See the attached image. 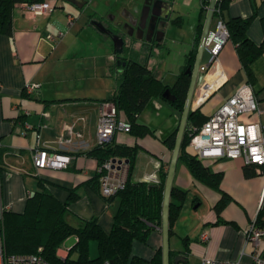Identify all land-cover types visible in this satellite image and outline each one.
Masks as SVG:
<instances>
[{
  "label": "crops",
  "instance_id": "obj_1",
  "mask_svg": "<svg viewBox=\"0 0 264 264\" xmlns=\"http://www.w3.org/2000/svg\"><path fill=\"white\" fill-rule=\"evenodd\" d=\"M167 9L170 4V24L162 39L175 38L181 42L189 33V49L193 44L202 0H163ZM62 7L50 13L25 12L20 4L12 11L13 32L11 36L0 33V226L2 211L22 212L26 200L37 188V179L47 180V188L61 201L76 188L77 199L68 206L67 219L80 221L96 217L107 231L112 215L109 204L90 184L97 172V160L87 152L97 144L96 126L100 99L110 95H77V65L63 64L75 40L73 24ZM57 8V9H56ZM205 13L203 15L204 20ZM252 17L247 28L248 37L257 44L264 42V0H228L222 17ZM220 16L212 17L210 29L215 27ZM202 20V23H203ZM190 22V24H189ZM65 26L68 29L64 36ZM62 31L60 39L52 42L49 35ZM172 32L175 34L172 38ZM64 36V37H63ZM105 43V42H104ZM72 59V58H71ZM219 68L224 74L221 85L199 106L207 117L247 75L238 59L235 45L228 40L218 54ZM105 69L115 67L112 52L105 51ZM253 74L251 84L258 102V111L245 113V121L264 123V51L250 65ZM116 69V68H114ZM112 69L111 71H113ZM163 80L161 69L156 70ZM178 74V73H177ZM26 82L37 83L31 92L24 90ZM171 84V83H167ZM107 84L105 92H107ZM108 94V93H107ZM194 100L193 106H197ZM138 122L148 125L153 134L135 137L130 132L117 131L113 142L140 146L129 178L131 181H147L151 174L158 176L159 168L169 162L171 152L163 139L179 121L176 111L161 99L150 100L140 112ZM27 125L29 127H27ZM71 126L72 134L65 128ZM80 133V136H76ZM48 152L70 156L66 167L36 169L31 153L36 146V135ZM72 137L71 143L59 144L58 138ZM203 164L213 172H222L220 189L229 195V200L216 210L221 198L219 190L196 180L185 163L177 160L173 186L185 190L179 207L174 210L169 235V248L184 256L187 264H200L203 257L236 264H253L252 246L246 240L244 230L256 219L264 205V171L250 166V175H245L242 158L222 157L203 159ZM177 204L178 201L174 200ZM147 243L138 245L132 254L150 258L161 246L160 228L153 229ZM264 244V238H262ZM62 258L64 247L57 250ZM264 255V253H262Z\"/></svg>",
  "mask_w": 264,
  "mask_h": 264
},
{
  "label": "trees",
  "instance_id": "obj_2",
  "mask_svg": "<svg viewBox=\"0 0 264 264\" xmlns=\"http://www.w3.org/2000/svg\"><path fill=\"white\" fill-rule=\"evenodd\" d=\"M40 1L43 0H0V33L7 36L12 35V11L16 4ZM227 3L228 0L216 1L213 18L218 15L225 22L229 30L228 40L235 45L240 64L247 75V82H250L253 77L250 65L264 51V42L257 44L248 37L247 28L251 16L229 17L226 20L222 17V10ZM207 4L208 0H202L193 44L184 55L183 63L173 83H164L158 77L154 67L135 58H122L125 63L121 62L116 66V87L110 96L100 99V102H112L117 108V116L129 124L127 132L135 137L153 134V130L148 125L137 120L140 112L152 99L167 102L180 117L190 79V75L185 70L193 63L202 29V17ZM167 87L174 95L173 100H167L162 96ZM206 118L199 107L189 111L178 161L185 163L196 180L220 191L221 198L216 205L218 211L229 200V195L221 191L219 186L222 172L211 171L187 147L195 129L199 128ZM176 130L177 125L163 139L170 152L173 148ZM139 148L138 144L115 143L112 139L104 144H96L87 152L97 160V167L107 159H128L125 186L115 194L106 196L100 192L98 168L89 181L107 203H110L114 197L118 199L109 231L102 228L96 217L82 220L76 226L72 225L67 219V213L69 204L79 196L76 188L70 189L66 199L61 201L47 188L45 182L47 180L38 178V188L28 196L22 212L2 211L0 234L3 238L5 252L8 254L39 253L50 264H95L106 259L112 261L113 264H162L161 247L156 249L150 258H144L131 252L134 240H145L153 229L160 227L164 180L168 166L167 162L159 168L158 183L131 181L129 175ZM250 166L252 165L245 164L244 173L247 176L251 174ZM184 193L185 190L172 186L169 205V235L174 210L179 207ZM174 200L178 203L176 204ZM255 220L256 224L264 226V205L261 206ZM71 236L74 237L75 242L67 247V254L62 258L57 250ZM91 241H95L97 245L95 257H90L89 254ZM73 249L77 250L76 259L70 257ZM176 255V251L170 250V264H176L173 262Z\"/></svg>",
  "mask_w": 264,
  "mask_h": 264
},
{
  "label": "built area",
  "instance_id": "obj_3",
  "mask_svg": "<svg viewBox=\"0 0 264 264\" xmlns=\"http://www.w3.org/2000/svg\"><path fill=\"white\" fill-rule=\"evenodd\" d=\"M20 6L25 12L50 13L57 6L56 0H43L40 2H22ZM74 17L67 15L68 23ZM63 35L62 31L55 35H49L50 41L54 42ZM229 39V30L225 22L218 18L215 27L209 30L205 45L212 53L210 62L199 66L198 80L194 90L192 103L198 100L199 107L223 82L224 74L219 68L218 54L223 45ZM0 82V88H1ZM37 83L26 82L24 90L31 92L37 87ZM258 102L254 96L251 84L247 81L241 83L236 89L223 100V102L207 116L201 126L195 129L187 147L203 159H218L222 157L242 158L244 164L255 166L256 169L264 171V123L245 121L242 115L258 111ZM27 127H29L27 125ZM65 128L71 135V126ZM117 131H129V124L117 116L116 106L109 101L99 104V114L96 126L97 144L110 142ZM80 136V133H76ZM59 144L71 143L72 137L58 138ZM32 161L36 169L51 167L62 168L69 163L70 156L63 153L48 152L41 144L40 135H36V146L31 153ZM99 189L103 195L115 194L124 188L126 183L128 165L122 159L121 162H112V159L105 160L99 165ZM147 182L158 183V176L151 174ZM246 240L252 246L250 256L253 264H264V226L256 224L253 220L244 230ZM67 252L68 248L64 247ZM0 264H50L39 253H17L8 254L5 252L3 238L0 234ZM95 264H113L106 259ZM176 264H187L179 261ZM200 264H236L231 261H217L213 258L203 257Z\"/></svg>",
  "mask_w": 264,
  "mask_h": 264
},
{
  "label": "rangeland",
  "instance_id": "obj_4",
  "mask_svg": "<svg viewBox=\"0 0 264 264\" xmlns=\"http://www.w3.org/2000/svg\"><path fill=\"white\" fill-rule=\"evenodd\" d=\"M123 0H89L83 8L75 7L64 0H58L62 5L59 9L62 10V15L69 13L74 17L72 22L73 35H70V40H75L74 46H71L63 64L73 62L77 65V76L82 79L76 80L77 95H97L101 97L103 94L110 95L116 87V64L113 71L105 69L102 61H104L105 51L108 48L109 53L112 51V38L110 35H102L97 33L90 25V19L94 18L97 11H106L110 5L120 6ZM57 7V6H56ZM57 9V8H56ZM190 24V22H189ZM64 36L68 29L65 26ZM162 30H160L161 33ZM181 42H176L174 33L172 32L173 40L169 39H155L149 41L147 39H136L130 49L121 52L122 56L128 58H135L140 62H145L149 66L154 67L155 70L161 69L164 83H173L179 67L183 62L184 54L189 49V33L185 32ZM63 36V37H64ZM105 42V43H104ZM72 58V59H71ZM107 84V92H105V85ZM108 93V94H107ZM116 202L109 204V212L114 210ZM116 210V209H115ZM72 225H77L72 218L70 220ZM112 224V222H111ZM109 226V229L111 227ZM160 228V227H158ZM109 229L107 231H109ZM74 237L67 238L62 247L71 246L75 241ZM148 238L145 240H134L131 247V252L137 249V246L145 245ZM90 257L97 255V245L95 241L89 243ZM70 257L77 258V250L73 249Z\"/></svg>",
  "mask_w": 264,
  "mask_h": 264
},
{
  "label": "water",
  "instance_id": "obj_5",
  "mask_svg": "<svg viewBox=\"0 0 264 264\" xmlns=\"http://www.w3.org/2000/svg\"><path fill=\"white\" fill-rule=\"evenodd\" d=\"M73 2L74 0H68ZM217 0H208V4L206 6L205 16L202 23V29L199 37V41L196 47L195 56L193 63L191 65H188L185 72L190 75L189 84L186 92V97L184 100V104L182 107V111L179 117V121L177 124V130L176 135L174 139L173 148L171 150L170 159L168 162L165 180H164V188H163V196H162V203H161V223H160V232H161V260L162 264H170V248H169V205H170V195L171 190L173 186V177L175 173V168L178 160L179 150L187 122V117L189 111L194 110L197 108L196 106H193L192 99L194 95V90L196 87V83L198 80V69L200 65L207 64L210 62L211 58L213 57L210 50L205 45V39L210 29V23L213 17V11L215 9V4ZM163 0H154L151 3H146L147 7L146 9H141L140 15L136 20H139V27L142 28L145 25L146 17L148 14L156 18H162L165 19L166 22L168 21L167 18L169 17V9L170 4L168 8L165 10L164 13L157 12L155 9H160L162 7ZM80 7L81 5H77ZM151 21L148 22V24ZM148 31L150 29H155V24L150 27V24L148 26ZM165 31H161V37H163ZM161 39V38H160ZM112 42L114 46V53L119 54L122 52V44L123 40L118 35L112 36ZM119 61V60H118ZM125 61H122V64H124ZM162 96L167 100H173L174 95L170 92V89L167 87L162 93ZM122 159L118 158H112V162H121ZM126 163H128V159H124ZM184 256L181 254H177L173 258V262L177 263L179 261H183Z\"/></svg>",
  "mask_w": 264,
  "mask_h": 264
},
{
  "label": "flooded vegetation",
  "instance_id": "obj_6",
  "mask_svg": "<svg viewBox=\"0 0 264 264\" xmlns=\"http://www.w3.org/2000/svg\"><path fill=\"white\" fill-rule=\"evenodd\" d=\"M56 1L58 5V0ZM64 1L75 7H78L77 5H81L78 8H83L89 0H74L73 2L68 0ZM153 1L154 0H123L121 5H118V7L110 5L111 7L104 12L97 11L95 17L90 19V25L94 30L97 31V33L102 35H110L111 38L113 35H118L121 37L123 40L122 52L126 49H130L137 38L147 39L149 41L160 39L162 38L160 30H166L167 26L171 22L170 17L167 18L168 21L166 22L165 19L160 17L155 19L153 16L148 14L145 25L142 28L139 27V20H136L140 15L141 9H146V3H151ZM165 5V1H163L162 7L155 10L157 12L164 13L166 8L164 9L163 6ZM149 21H151L149 23L150 27L155 24L154 30L150 29V31H148L147 28L149 26ZM113 50L114 46L112 42V51ZM112 55L116 65H119L123 61L122 58H128L127 56H122L121 53L115 54L114 51L112 52Z\"/></svg>",
  "mask_w": 264,
  "mask_h": 264
}]
</instances>
